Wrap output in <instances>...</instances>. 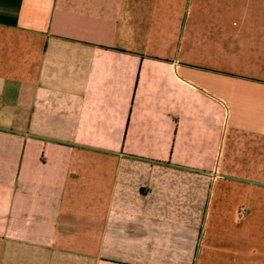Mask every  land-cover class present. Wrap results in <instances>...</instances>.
I'll use <instances>...</instances> for the list:
<instances>
[{"label":"crops","instance_id":"0c3cea01","mask_svg":"<svg viewBox=\"0 0 264 264\" xmlns=\"http://www.w3.org/2000/svg\"><path fill=\"white\" fill-rule=\"evenodd\" d=\"M0 264H264V0H0Z\"/></svg>","mask_w":264,"mask_h":264}]
</instances>
